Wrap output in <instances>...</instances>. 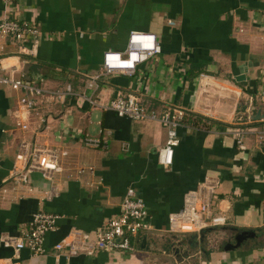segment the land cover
<instances>
[{
    "label": "crops",
    "instance_id": "crops-1",
    "mask_svg": "<svg viewBox=\"0 0 264 264\" xmlns=\"http://www.w3.org/2000/svg\"><path fill=\"white\" fill-rule=\"evenodd\" d=\"M4 17L33 25L38 36L29 55L11 37H0V75L41 80L46 91L69 85L80 94L86 78L99 72L104 51H122L129 31L154 34L160 53L130 77H101L95 101L133 94L147 110H180L184 118L171 164L162 167L156 151L166 137L158 124L118 118L79 97L43 96L20 115L28 127L21 131L15 126L20 93L1 85L0 238L27 231L37 212L57 220L42 255L15 253L0 242V264H264V136L257 137L264 133V0H0ZM243 66V80L235 81ZM236 127L248 131L240 146L231 134ZM89 129L105 148L82 144ZM21 142L54 151L59 172L48 181L38 173L25 183L10 180ZM203 182L217 183L209 217L223 225L170 233L169 216ZM127 188L142 200L149 227L129 238V251L68 260L54 253L53 245L71 232L93 241L95 230L119 213ZM240 232L253 235L223 252Z\"/></svg>",
    "mask_w": 264,
    "mask_h": 264
},
{
    "label": "built area",
    "instance_id": "built-area-1",
    "mask_svg": "<svg viewBox=\"0 0 264 264\" xmlns=\"http://www.w3.org/2000/svg\"><path fill=\"white\" fill-rule=\"evenodd\" d=\"M7 36L20 44L19 53L29 55L32 51L30 48L36 44L38 30L29 23L4 17L0 20V37ZM26 44L30 47L28 48ZM159 53L160 47L154 34L129 31L122 51L107 50L101 54L99 72L86 78L80 94L74 92L69 85L60 90L46 91L40 86L41 80L30 82L23 75L14 76L13 71L6 76L0 75V86H7L11 91L20 93L18 98L20 112L15 113V126L21 131H27L28 127L23 124V119H19L20 115L33 111L36 106L35 101L43 96L56 102H62L68 97H79L88 106L111 112L118 118L134 122L156 123L164 129L166 137L164 145L156 151V161L158 165L167 167L171 164L173 149L179 141L176 129L184 118L182 111L167 110L157 113L154 110H147L139 103V98L133 94L116 96L103 105L95 101L101 77L117 73L130 77L138 65ZM2 69L0 65V71ZM200 77L204 76L200 75ZM247 132L244 127H236L232 130L231 134L236 146H240V141ZM262 135L264 136V133L260 132L257 137L261 138ZM82 144L90 149H103L106 146L105 140L99 135L84 136ZM262 159L264 161V146ZM59 170L54 151L21 142L13 159L9 179L15 183H25L30 173H38L45 181H48L50 176ZM216 186L217 183L203 182L196 191L186 194L183 197L181 209L169 216L168 231L173 234H194L208 227L223 225L222 218L209 217L210 199ZM53 192L50 188L46 194L50 197ZM146 219L147 211L142 200L133 189L127 188L120 200L119 213L95 230L93 241L83 240L79 233L71 232L72 235L69 234L55 243L52 249L57 255H63L66 260L78 255L90 257L99 251H129V238L149 229ZM56 220L57 217L53 214L34 213L27 231H21L15 238L1 237L0 242L4 247H10L15 253L25 249L31 255H42L44 236L54 231Z\"/></svg>",
    "mask_w": 264,
    "mask_h": 264
},
{
    "label": "water",
    "instance_id": "water-1",
    "mask_svg": "<svg viewBox=\"0 0 264 264\" xmlns=\"http://www.w3.org/2000/svg\"><path fill=\"white\" fill-rule=\"evenodd\" d=\"M243 71H244V66L243 67H240L239 69V76L235 77L234 80L235 81H242L243 80ZM264 116V115H263ZM264 118V117H262ZM254 120H258V117L254 118ZM202 233H200L199 237L201 238L202 237ZM253 234L251 233H247V232H240L238 234H236L234 237H233V242H230V241H227L221 248V250L223 252H229V251H233L235 250L236 248H238L241 244V241L242 240H245V239H250L252 237ZM184 257H188L187 255H185Z\"/></svg>",
    "mask_w": 264,
    "mask_h": 264
},
{
    "label": "rangeland",
    "instance_id": "rangeland-1",
    "mask_svg": "<svg viewBox=\"0 0 264 264\" xmlns=\"http://www.w3.org/2000/svg\"><path fill=\"white\" fill-rule=\"evenodd\" d=\"M91 120H92V119H91ZM92 122H93V123H92V124H93L92 128H94V122H95V121L92 120ZM30 127L33 128V125L30 126ZM88 131H89V134H91L92 136L95 135V133L91 132V131H92L91 129H89ZM30 142H31V139H30ZM212 205H213V203H212ZM133 249H134V248H133ZM123 253H125V252H123Z\"/></svg>",
    "mask_w": 264,
    "mask_h": 264
},
{
    "label": "flooded vegetation",
    "instance_id": "flooded-vegetation-1",
    "mask_svg": "<svg viewBox=\"0 0 264 264\" xmlns=\"http://www.w3.org/2000/svg\"><path fill=\"white\" fill-rule=\"evenodd\" d=\"M235 235H236V234H235ZM235 235H233V237H234ZM233 237H232V238H233ZM232 242H233V241H232Z\"/></svg>",
    "mask_w": 264,
    "mask_h": 264
}]
</instances>
